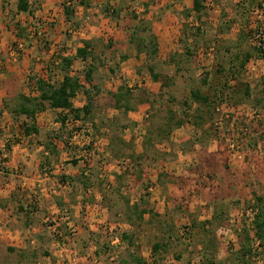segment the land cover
Segmentation results:
<instances>
[{
    "label": "rangeland",
    "instance_id": "rangeland-1",
    "mask_svg": "<svg viewBox=\"0 0 264 264\" xmlns=\"http://www.w3.org/2000/svg\"><path fill=\"white\" fill-rule=\"evenodd\" d=\"M1 3L8 6L9 13L6 20L0 16V207L7 206L15 213L26 195L20 185L22 162L14 158V164H8L6 150L36 147L30 143L22 146L21 134L25 124L31 122L14 108L24 102L23 95L40 94L39 78L61 79L60 69L52 65L54 57L75 55L77 47L87 40L93 43L96 60L92 58L85 63L78 58L71 72L84 81L86 67L95 65L94 81L101 91L97 93L92 88L95 102L92 114L83 121L70 118L67 126L56 123L54 118L48 122L41 120L43 124L38 125L37 143L47 141L56 131L69 138L73 133L72 148L99 142V146L93 145L91 155H84L83 148L76 151L80 150L81 163L92 169L87 199L93 197L96 201L98 194L103 200L102 207L89 211L103 221L84 219L85 227L75 224L76 235L65 225L63 234L55 237L67 245L65 263L72 264L73 256L84 253L95 260H83L84 264H128L133 255L143 257L146 264H264L263 248L252 242L253 249L259 253L253 258L244 255L242 248L246 232L252 233L248 217L243 213L257 203L258 196L264 199V56L254 50L250 37L253 21L241 12L238 0H204L206 8L201 16L192 11L193 0H31L32 14L20 13L16 6L12 8L11 0H0ZM65 6L73 10L71 15L67 16ZM113 9L118 12L113 13ZM142 20L144 25H152L159 38L160 49L155 56L139 52L130 41L134 29L143 26ZM229 24L233 25L230 29ZM198 26L202 34L198 42L190 38L189 52L193 54L188 55L182 39L196 32ZM74 29L78 32H72ZM139 31L143 36L149 35V31ZM247 52L253 56L239 77L240 92L231 95V106H222L232 118L224 117L223 125L216 128L211 119L221 117L224 108L216 111L218 99L213 87L226 83L225 77L217 73L221 57L228 66L231 59ZM250 63L257 65L256 72H249ZM150 66L154 73L160 74L158 80ZM206 73L211 86L201 82ZM247 83L252 85L254 96L242 102ZM121 87L131 94L135 107L132 110L127 111L116 102L115 95ZM196 88L212 96L210 105L192 99L191 92ZM86 101L87 96L82 92L75 99L77 105ZM256 109L262 112L260 120L252 117V110ZM170 111L190 121L185 123L183 133L187 132L188 136L184 140H179L180 135L171 138L173 132H181L177 128L167 137L159 136L160 129L167 126ZM197 115L206 118L203 126L192 123L198 119ZM245 125L248 132L242 134ZM211 134H215L212 137L215 142L209 144L219 152L203 154L198 141ZM229 135L239 139L245 153L242 161L229 163L228 160L230 166L226 161ZM109 140L116 144L111 146ZM154 158H158L157 162ZM182 159L186 173L192 171L183 184L184 189L195 188L196 199L211 200L216 208L226 207L223 219L212 226L198 219L211 211L205 204L199 209L194 204L198 211L191 206L194 209L191 212L184 211L186 204L178 206L176 201H170L171 208L158 212L160 209L150 202L151 192L147 187L153 184L155 190V182L148 181V168L166 162L168 169L176 171L175 162L182 163ZM122 160L130 161V171L121 170ZM200 162L207 168H201V176L193 171ZM162 192L169 201L165 189ZM10 194L11 200L5 201ZM144 208L151 211L140 219L138 214ZM67 211L65 214L69 216ZM49 223L61 227L54 219ZM90 224L95 227L92 229ZM155 242L164 245L153 253ZM43 251L40 249V254ZM24 258L27 257L22 253L10 252L6 244H0V264H18Z\"/></svg>",
    "mask_w": 264,
    "mask_h": 264
},
{
    "label": "crops",
    "instance_id": "crops-1",
    "mask_svg": "<svg viewBox=\"0 0 264 264\" xmlns=\"http://www.w3.org/2000/svg\"><path fill=\"white\" fill-rule=\"evenodd\" d=\"M10 5L12 8L13 6H16V10L19 11L18 0H11ZM19 12L23 13L22 11ZM8 13V6L1 3L0 16L2 15V17L6 20V15H8ZM71 75H75V73L71 72ZM62 78L63 75H61V79ZM5 92H7V89ZM80 92L82 91H79L77 96L73 98V103L77 108H81L87 103L86 101V103L81 105L76 104L75 99L79 96ZM82 93L84 94V92ZM27 96L30 95L27 94ZM242 108L246 110V108ZM65 115L72 116L66 109L47 106L45 110L37 113L36 124L41 126V123L43 124L41 120L48 122V120L54 118L56 123H60L62 125V118H64ZM185 125L186 124L177 128L182 133L180 132L178 134V132H173L170 135L171 138H174L175 135H177L175 138H178L180 135V141L187 138V132L183 133L186 131ZM38 135L40 134L32 133L27 135L24 131L23 134H21V140L24 142L22 146L30 143V145H35V148L27 150V148L21 147L17 150H7V152H9L7 154L9 158L7 162L8 164H14V158H19L18 160L22 162L20 169L23 170L21 171V173L23 172V180L20 185L26 191V195L23 200H21L20 205L16 208L19 212L18 215L15 214L17 211L14 213L7 206L0 207V244H6V248L10 252L17 253L18 251L19 253H22L24 257H27L20 260V263L18 264H66L65 254L68 252L67 245L64 244V242L56 240L55 237L63 234L65 225L69 227L70 224H77L78 226L82 225V227H85L84 219H88L89 222L96 220L101 223L103 218H97V215H93V212L89 210L93 208L96 210L97 208L102 207L103 200H100L101 195H98L97 193L95 196L96 201L93 197L87 199L88 194L84 183L87 184V187L90 186L93 174L92 169L85 167L81 163L83 160L81 161L80 154H78L80 153V150L76 151L77 149L82 148V146H79V148H72L65 145L63 139L67 136L65 137L61 133L60 138L52 139L53 144L57 146V153L50 154L45 148L46 141H40V143H37L39 140L38 138H40L37 137ZM214 136L215 134H211L207 136V138L201 137V140L198 141L201 151L203 150V152H205L203 154L215 155L219 152L218 148H211L209 144L211 143L210 141L215 142L212 138ZM35 140L36 144L34 143ZM48 140L49 138L47 141ZM110 143L111 140L108 141V144ZM216 144L218 146V143ZM163 145V150H166V144L164 143ZM167 150H169V148H167ZM180 156L182 157L181 154ZM155 159L156 158H154V161L157 162L158 158L156 160ZM226 159L228 158L226 157ZM195 160L198 161L197 159ZM74 161H77V163ZM183 162V159L182 163L175 162L174 166L177 168L176 171L168 169L169 167L166 166V162L161 165H157L158 167L156 164L153 165L154 167H147L150 170L148 174V181L155 182V190L151 193L149 198L151 204H154L153 206L156 205V207L160 209L158 212L164 211L165 207L171 208L170 201H176L178 206L180 203L186 204L184 211L188 209L191 212L194 210L191 209V206L196 210V205L194 206V204L199 205L198 209L205 204V206L209 207V210L211 211H208L207 216L199 215L198 219L205 221L213 219L218 208V206L217 208L214 207L215 202L211 200L209 202L202 199H196L195 195H193L195 188L189 187L188 190L184 189L185 186L183 184H185L188 178H190L189 174L192 171H188L186 173L185 170L187 169H183L182 167ZM173 163L174 162L171 164ZM203 167V163L200 162V164L198 163L197 166L194 167L195 169H193V171L198 172V175L201 176V168ZM192 177L193 176L191 175V178ZM162 188L165 189L167 196H170L168 197L169 201L166 200V196H163ZM11 198L12 194L5 197L4 200L10 201ZM131 203L134 202L131 200ZM198 209L196 211H198ZM66 210L69 211L68 219L65 218ZM150 211V209H146L144 215H149ZM50 219L56 220L61 227L55 228V226H52L54 223H49ZM8 222L9 224H7ZM90 226L92 229L95 227H92V224H90ZM40 249H44L43 254H40ZM81 255L82 256H79L82 261L81 264H84L86 261L95 262V260L93 261V257H90L89 254L85 255L83 253ZM83 260L86 261L83 262Z\"/></svg>",
    "mask_w": 264,
    "mask_h": 264
},
{
    "label": "trees",
    "instance_id": "trees-1",
    "mask_svg": "<svg viewBox=\"0 0 264 264\" xmlns=\"http://www.w3.org/2000/svg\"><path fill=\"white\" fill-rule=\"evenodd\" d=\"M203 2L204 0H193L192 11L197 13L198 16H201L202 12L206 8ZM238 4L241 5V10H242L241 12H245L250 17L252 8L258 5L259 1L242 0L238 2ZM18 10L32 14L34 12V9L32 8L31 0H18ZM71 11L73 10L70 9L69 6H65V12L67 13V16L72 14ZM117 12L118 11H116V9H113V13H117ZM134 16L135 18H137V15ZM143 22L144 20H142L141 23L143 24L142 27L139 26V29L138 28L134 29L132 35L130 36V41L136 45V48L139 52H145L148 56H152V55L155 56L159 52V38L156 35V33L153 31L152 25L151 24L144 25ZM232 26H233L232 24H229L228 28L230 29L232 28ZM139 30H144L147 32L149 31V35L143 36L140 34ZM201 34H202V28L198 26L196 32L194 31L193 33H189L187 37L182 39V41L185 44V51L187 52L188 55L193 54V52L191 51L189 52V50L191 49V46L189 44L190 38H192L193 41L195 40L196 42H198L197 40L199 39V36ZM92 48H93V43L91 41L85 40L82 46L77 47L75 55L68 53L66 55H57L56 57H54L52 61V65L60 69L59 71L62 73L63 78L57 80L55 79L46 80V78H39L38 90L40 94L35 97L25 96V95L22 96L24 102L20 103L19 107L14 109H16L17 112L21 114H25L31 122V123L27 122L25 124L24 127L25 134L30 135L32 133H39L40 129L36 124V115L38 112L45 110L47 106H50L52 108L66 109L68 110L69 114L72 115V116L65 115V117L62 118V126H67L70 118L75 121L78 120L83 121L85 118H88L92 114L95 104L93 96L91 94L92 88H95L97 93H100L101 91L99 85L94 81L95 78L94 72L96 70L95 65L91 64L90 66L86 67L84 81L76 74L71 75V67L73 66L76 59L79 58L85 63L88 62L89 59L92 58L93 60L95 59V57L93 56ZM254 50L256 53H258V55L264 56V50L262 51L257 48H254ZM252 56L253 55L251 52H247L242 56L237 55L234 59L230 60L228 66H226L225 63H223L224 57H221V62L219 63L217 73L225 77L226 83L224 85L218 84L213 87L214 96L216 99H218L216 108L221 105H225V106L232 105L231 103H229L230 97L231 95H234V93L237 94L240 92V90H238L239 88L238 80L240 75L243 73V70L247 67L249 61L252 59ZM171 59L174 60V56L173 57L171 56ZM150 71L152 72L153 77L158 80L160 74L154 73L153 66H150ZM226 72L227 74H225ZM49 78H52L51 74H49ZM201 82L203 85L209 84L211 86L208 73L204 75ZM124 90L125 89L121 87V90L118 91V93L115 95L116 102L118 106L125 107V109L129 111L135 107L132 105L130 92ZM79 91L84 92L87 96V103L81 108L75 107L73 103V98L77 96V93ZM126 92L128 93L127 95L125 94ZM191 96L194 101L198 102V104H200V102H203L204 104L210 105L213 99L210 94H204L198 88L192 90ZM242 96L244 99L241 100L242 102L250 101L253 98L254 89L252 88V85L250 83L244 85ZM197 117L198 119L196 121L193 120V122L192 121L191 122L197 125L198 127L203 126L204 122L206 121V118H204V116H199V115H197ZM187 120L188 119H185L183 117H178L176 113L170 111L168 116L167 126L165 128L160 129L159 136L161 138L169 136L172 130L183 126L187 122ZM212 120H214L213 117L211 121ZM60 136L61 135H59V133L56 131V133L50 134L49 140L45 142V148L50 154L57 153V146L53 144L52 139L60 138ZM69 136L70 138L66 137V139H63L65 145L67 146L71 145L70 142L74 135L72 133V135ZM112 141L110 145L114 146L116 143L114 142V140ZM119 141L120 143L124 144L123 139H119ZM82 148L92 149V145H87L86 147L83 146ZM8 150L10 149L8 148ZM115 155L118 156L117 153ZM74 162L77 163V161ZM227 163H228V159H227ZM128 170L130 171V169ZM128 170H125V172H127ZM84 185L87 191L90 187H87L86 183H84ZM257 200H258L257 203L254 206H252V208L258 209V212L256 213L252 224L253 225L252 233L249 234V232H246L245 241L242 244L244 255L248 256L249 258H253L257 254H259L257 253V251H255L256 249H253L255 248V246L253 247L252 242H255L256 239L260 241L259 247L264 249V205H263L264 199L263 197L258 196ZM225 209L226 207L223 205H221V207L218 206L215 212L216 214L213 217V219L206 220L205 223L212 226L216 221L218 220L220 221L221 219H223V215L226 212ZM145 212L146 209H142L139 212L138 217L142 219ZM163 245L164 244L162 242H155L152 246L153 253L158 252ZM128 264H146V261L141 256L133 255L132 260L129 261Z\"/></svg>",
    "mask_w": 264,
    "mask_h": 264
},
{
    "label": "built area",
    "instance_id": "built-area-1",
    "mask_svg": "<svg viewBox=\"0 0 264 264\" xmlns=\"http://www.w3.org/2000/svg\"><path fill=\"white\" fill-rule=\"evenodd\" d=\"M242 0H238V2H240ZM259 4L254 6L251 10V18L253 21V24L250 27V37L252 40V44L254 48L260 49V50H264V0H258ZM72 32L77 33L78 31L76 29L72 30ZM19 47H22V43H19ZM251 64V63H250ZM257 71V65L256 64H251L249 65V72L250 73H254ZM218 106L216 108V111H220L222 110L224 107ZM221 117H215L213 120V124L216 126V128H220L223 123H224V117L232 118V116L230 115V112L226 113L225 108L223 109V111H221ZM252 117L255 118V120H260L262 118V112L258 109L256 110H252ZM243 133H247L248 132V125L244 126L242 129ZM264 131V129H263ZM70 144H72V142H70ZM94 146H99V142L95 141L93 143ZM92 145V147H93ZM226 145H227V154H228V160L229 163L233 162V161H237V160H244L245 158V153L243 151V146L241 144V142L239 141V139L235 136V135H229L226 138ZM84 150V155H91V152L93 151L92 149H83ZM92 150V151H91ZM4 156H6L4 154ZM119 167L121 168L122 171L128 170L129 168H131L130 165V161L128 160H122L120 162ZM148 190L152 193L154 191V185L151 184L148 187ZM91 192V188H89L87 190V193ZM258 212L257 208H247L244 213L243 216L245 215L246 217H248L249 220V225L252 227L253 225V221L255 218L256 213ZM68 214H65V218L68 219ZM69 231L72 235H76L78 232V228L75 224H70L69 225ZM224 233H227L228 231L223 230ZM259 240H255L254 244L256 247L259 248ZM80 257L78 256H73L70 261L72 262V264H80Z\"/></svg>",
    "mask_w": 264,
    "mask_h": 264
}]
</instances>
